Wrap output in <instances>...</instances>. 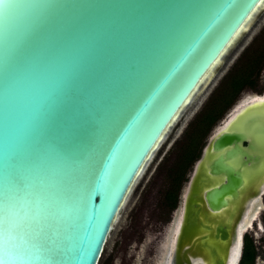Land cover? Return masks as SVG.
Listing matches in <instances>:
<instances>
[{"label": "water", "instance_id": "1", "mask_svg": "<svg viewBox=\"0 0 264 264\" xmlns=\"http://www.w3.org/2000/svg\"><path fill=\"white\" fill-rule=\"evenodd\" d=\"M263 1L0 4V216L8 199L26 237L45 249L16 264H98L145 162ZM234 106L180 188L167 264H230L238 251L264 162L252 160V135L234 124L255 106L264 124V98L223 125Z\"/></svg>", "mask_w": 264, "mask_h": 264}, {"label": "rangeland", "instance_id": "2", "mask_svg": "<svg viewBox=\"0 0 264 264\" xmlns=\"http://www.w3.org/2000/svg\"><path fill=\"white\" fill-rule=\"evenodd\" d=\"M263 37L264 8L256 12L250 24L230 44L223 58L217 63L213 75L211 74L212 76H209L210 78L208 77L200 85L194 98L175 118L145 162L113 222L98 264L167 263L165 261L171 251L173 233H175L179 216L178 210H176L178 197L176 205L172 209H168L162 202V195L166 186L165 169L173 160L179 145L182 143L185 129L190 126L194 117L217 90L225 73L232 64L261 42ZM254 79L252 86L242 88L233 102L212 124L201 139L200 151L209 134L233 105H237L235 108V112H237L244 104H249L257 97H264L258 96L259 93H264V58L256 71ZM262 111L261 107H252L246 115L239 118L234 124V129L237 132L251 133L254 142V151L251 152V158L255 162L259 159L258 162L261 163L264 162V135H262L264 124L259 120ZM249 117L252 118L248 119ZM255 162L248 168L247 175H251L257 170ZM191 165L186 172V178ZM248 234L250 233L248 232ZM257 235L258 233L253 232V236Z\"/></svg>", "mask_w": 264, "mask_h": 264}, {"label": "trees", "instance_id": "3", "mask_svg": "<svg viewBox=\"0 0 264 264\" xmlns=\"http://www.w3.org/2000/svg\"><path fill=\"white\" fill-rule=\"evenodd\" d=\"M263 58L264 37L250 52L245 53L232 64L217 90L194 117L190 126L185 129L182 143L179 145L173 160L165 169L166 186L163 191L162 202L168 209H172L176 205L180 187L186 179V172L199 155L201 139L233 102L240 90L246 86H252L256 71Z\"/></svg>", "mask_w": 264, "mask_h": 264}, {"label": "snow or ice", "instance_id": "4", "mask_svg": "<svg viewBox=\"0 0 264 264\" xmlns=\"http://www.w3.org/2000/svg\"><path fill=\"white\" fill-rule=\"evenodd\" d=\"M4 0H0V4ZM23 207V206H22ZM0 216V264H16L17 261L39 260L42 255L34 254L43 252V247L31 243L17 220L19 209L14 203L6 199Z\"/></svg>", "mask_w": 264, "mask_h": 264}, {"label": "flooded vegetation", "instance_id": "5", "mask_svg": "<svg viewBox=\"0 0 264 264\" xmlns=\"http://www.w3.org/2000/svg\"><path fill=\"white\" fill-rule=\"evenodd\" d=\"M245 208V218L240 219L241 243L235 264H264V183ZM253 232L258 235L253 236Z\"/></svg>", "mask_w": 264, "mask_h": 264}, {"label": "bare ground", "instance_id": "6", "mask_svg": "<svg viewBox=\"0 0 264 264\" xmlns=\"http://www.w3.org/2000/svg\"><path fill=\"white\" fill-rule=\"evenodd\" d=\"M263 3H264V1H263ZM257 95V94H256ZM258 96H264V93L263 94H260V95H258ZM264 97H257V98H255L254 99V101H251L250 103H256V102H259L260 100H262ZM240 103V102H239ZM236 106L237 105H235L234 106V108H233V110L231 111V114L229 115V117H228V119L223 123V124H225L229 119H230V117L232 116V114L236 111ZM242 108V107H241ZM221 126H223V125H221ZM150 157V156H149ZM261 190V189H260ZM252 202V201H251ZM251 204V203H250ZM249 207V206H248ZM178 216H179V211H178ZM245 218V217H244ZM243 223V222H242ZM239 225H241L240 223H239ZM239 225H238V229H237V237H238V243H237V246H238V251H239V245H240V232H241V230H240V228H239ZM243 231V230H242ZM174 234V233H173ZM172 242H173V240H172ZM172 247V246H171ZM238 251H237V253H233V259H231L232 261H230L231 263L230 264H235V262H236V260H237V256H238ZM236 252V251H235ZM165 262H168V259L165 261ZM167 264V263H166Z\"/></svg>", "mask_w": 264, "mask_h": 264}]
</instances>
